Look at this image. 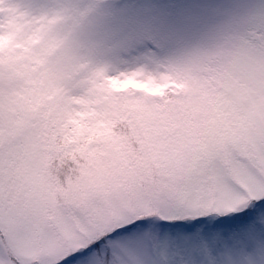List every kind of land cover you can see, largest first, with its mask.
<instances>
[{"label":"snow or ice","instance_id":"6c2138e0","mask_svg":"<svg viewBox=\"0 0 264 264\" xmlns=\"http://www.w3.org/2000/svg\"><path fill=\"white\" fill-rule=\"evenodd\" d=\"M52 23L0 0V264H264V5L158 76Z\"/></svg>","mask_w":264,"mask_h":264},{"label":"rangeland","instance_id":"374dc122","mask_svg":"<svg viewBox=\"0 0 264 264\" xmlns=\"http://www.w3.org/2000/svg\"><path fill=\"white\" fill-rule=\"evenodd\" d=\"M38 12L78 14L82 61L109 76L160 75L214 49L264 0H27Z\"/></svg>","mask_w":264,"mask_h":264},{"label":"clouds","instance_id":"9594fccd","mask_svg":"<svg viewBox=\"0 0 264 264\" xmlns=\"http://www.w3.org/2000/svg\"><path fill=\"white\" fill-rule=\"evenodd\" d=\"M52 18V33L60 43V52H69L82 60L81 46L76 38L77 25L80 23L78 14L49 13Z\"/></svg>","mask_w":264,"mask_h":264}]
</instances>
